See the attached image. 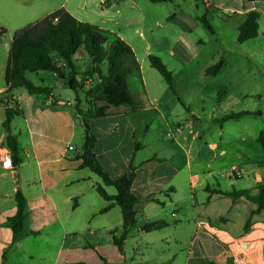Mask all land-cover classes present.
I'll return each mask as SVG.
<instances>
[{"label":"crops","instance_id":"0c3cea01","mask_svg":"<svg viewBox=\"0 0 264 264\" xmlns=\"http://www.w3.org/2000/svg\"><path fill=\"white\" fill-rule=\"evenodd\" d=\"M201 1L207 9H218L220 13L235 14L236 9H242L245 19L249 12H259L248 0ZM113 3L112 0V6ZM61 8L80 20L66 4L54 11ZM105 31L113 34L112 31ZM119 39L130 45L123 37ZM189 48L198 51L196 46L185 40L176 47L183 56H187ZM84 56L77 53L75 59L84 70H88L89 59L85 60ZM34 75L39 85L33 83L51 89V93L37 96L30 95L23 88L16 89L13 101L17 103L18 115L12 120L10 130L4 126L5 106L0 101V264H264V209L253 214L257 204L243 196L220 193L249 190L252 196H256L259 184L264 183V161L253 162L255 165L252 167L249 164L226 163L222 158L227 151L222 149L219 156L213 155L207 170H194L190 147L185 149L183 144L174 148L165 145L161 152L143 158L148 142L138 133L137 118L149 109L159 112L168 110L167 105L172 104L174 99L163 101L160 96L152 97L147 92L148 85L142 72L139 83L151 108L140 102L142 106L137 110L125 109L115 105L111 97L108 108L103 106V113L89 118L91 131L98 139L94 152L111 178L120 179L129 174L132 167L135 168L132 188L141 197L137 207L138 224L130 229L120 250L111 231L120 228L123 223L121 209L113 205L110 210L102 212L109 202L96 190L100 184L99 177L88 168L80 167L79 156L83 146L81 149L73 146L77 134H82L83 144L85 139L76 93L54 73L38 72ZM81 77H78L80 83L88 89L86 85L89 81L82 82ZM6 89L4 77L3 83H0V99ZM79 98V109L87 114L91 107L82 92H79ZM225 101L219 100L217 111H220L221 118L216 119L221 121L222 143L228 122L239 118L222 119L230 113L249 114L247 111H234L233 104L223 108ZM191 113L193 115V111ZM187 124L193 139L202 136L203 131L194 130V120ZM185 127L181 123L173 127L174 143L180 140L178 138ZM10 136L16 139V155L7 144ZM258 138L255 137L256 140ZM137 144H141L140 149H136ZM207 147L212 152L219 149L218 143H208ZM7 151L12 154V170L1 167L2 156ZM175 154L179 155V160ZM237 155L240 159L243 157L239 152ZM215 157L220 161L218 166L212 164ZM246 159L252 162L248 156ZM234 166L243 173L240 181L225 175ZM184 186L186 191H183ZM111 188L114 187H105L109 195H115ZM18 191L27 200V220L22 237L14 242L6 222L16 213L15 195ZM153 221H165L167 226L149 233L142 231L143 225ZM99 233L106 236L100 238ZM87 235L89 240H85ZM34 238L51 239L42 244L43 251L52 246L56 248L55 255L32 253L30 246Z\"/></svg>","mask_w":264,"mask_h":264},{"label":"rangeland","instance_id":"374dc122","mask_svg":"<svg viewBox=\"0 0 264 264\" xmlns=\"http://www.w3.org/2000/svg\"><path fill=\"white\" fill-rule=\"evenodd\" d=\"M113 2V6L103 7L101 0H0V30H5L0 35V83L4 81V65L7 63L15 32L66 4L81 21L96 25L104 31H112L114 35L111 36L114 38L126 39L141 65V72L148 85L147 92L151 93L152 97L160 96L163 101L174 99L172 104L167 105L168 110L162 109L163 112H159L149 109L137 118L138 133L142 138L146 137L148 142L147 149L142 153L143 158L151 156L154 152H161L165 145L174 148L177 144H183L185 149L190 147L189 154L194 161V170H207L206 166L213 155L219 156L222 149L227 151V155L222 158L226 163L242 166L249 164L252 167L255 163L263 162L264 149L255 137L264 131V1L251 3L261 14L260 30L258 37L244 43L237 41L238 27L245 19L242 9H236L235 14L220 13L218 9H207L201 0H179V3L177 0L160 3H142L141 0L136 3L128 0ZM204 18L213 32L204 25ZM184 40L196 46L198 51L190 47V50L187 49V56H183L176 47ZM150 54L159 56L172 71L176 93L158 71L151 67L148 60ZM84 58L88 60L86 56ZM221 59L226 62L223 71L215 76L206 75L205 70ZM80 61L85 66L84 59L81 58ZM34 74H27V78L39 85ZM81 80L89 81L87 88L98 82L96 77L82 76ZM126 86L136 95L138 102L150 107L137 76L130 77L128 83L119 84L112 92L111 97L115 105L131 110L130 107L124 106V98L129 100L130 96L122 89L125 90ZM222 99H226L223 108L233 104L234 111L249 112L237 120L228 122L223 132V143L220 142L221 121H216L221 118L220 111L217 110L219 100ZM107 104L108 102L97 100L96 112L103 113V106L108 108ZM90 107L92 108L91 105ZM189 107L191 110H188ZM193 120L194 130L203 131L200 138L193 139L189 135L191 129L187 122ZM177 123L186 127L180 138L175 135L180 140L174 143L173 127ZM82 137V134H77L73 146L81 149ZM184 137L186 139H183ZM208 143H218V151H210ZM238 152L243 156L241 159L238 158ZM247 156L252 162H247ZM178 157L179 155L175 154V158ZM253 162L255 163L252 164ZM212 164L218 166L219 159L215 157ZM98 181L101 183L99 178ZM111 190L116 192L115 188ZM183 191H186L185 186ZM103 235L106 236L98 234L100 238ZM31 240L32 253L55 255V247L50 246L43 251L42 244L51 239ZM85 240H89L88 235ZM53 242L55 245V239Z\"/></svg>","mask_w":264,"mask_h":264},{"label":"trees","instance_id":"16d2710c","mask_svg":"<svg viewBox=\"0 0 264 264\" xmlns=\"http://www.w3.org/2000/svg\"><path fill=\"white\" fill-rule=\"evenodd\" d=\"M154 3L166 2L167 0H150ZM256 3L263 0H248ZM112 0H104L103 7H109ZM261 15L258 11H251L247 14L243 24L238 28L237 41L244 43L254 39L259 34V19ZM204 25L212 31L206 18ZM5 32L0 30V35ZM213 32V31H212ZM77 53H83L89 59V68L84 70L75 59ZM152 68L158 71L164 81L175 92L173 73L164 61L154 54L148 56ZM226 62H220L206 70L207 75H217L222 71ZM105 67V68H104ZM49 72L54 73L58 79H62L76 93L78 113L82 115L85 129V139L83 150L79 156L81 168H88L96 174L102 181L97 185L99 195L109 202V205L102 209V212L110 210L113 205L120 207L123 223L120 228L111 231L114 243L120 250L123 249L124 242L131 228L138 224V204L141 197L134 192L132 186L136 177L135 168H131L129 174L120 179H112L101 165L94 152L97 137L91 131L90 116L98 115L96 112V101L109 102L111 94L121 83H128L130 77H141V66L130 45L119 38H114L111 33L101 30L98 27L84 21L78 20L65 8H61L45 16L37 22L15 32L9 50L8 60L5 69L6 91L2 94L1 103L5 106L4 126L10 130L12 120L18 115L17 103L13 101V92L18 88L25 89L30 95H50L51 89L37 86L27 78L29 73ZM96 77L98 82L91 88L84 89L78 77ZM128 85V84H126ZM123 91L129 93V100L125 99L124 106L131 109H139L142 106L134 94L126 86ZM130 91V92H129ZM79 92H82L89 105L90 112L83 113L79 109L81 99ZM125 96V94H124ZM247 114L230 113L222 121L237 119ZM258 141L264 149V131L259 135ZM7 144L11 152L17 154V143L13 136L7 138ZM141 144H137L136 149H140ZM112 186L116 189L115 195H109L105 189ZM259 192L252 196L249 190L233 191L231 193L220 192L234 197H246L257 204L253 214L260 213L264 209V183L259 184ZM16 213L7 219L6 225L13 234V241L18 242L22 237L27 220V200L18 191L15 195ZM249 223V222H248ZM167 226L165 221H153L141 227L142 231L149 233L160 230ZM248 225H246V229ZM213 264V263H210Z\"/></svg>","mask_w":264,"mask_h":264},{"label":"built area","instance_id":"2783aa9c","mask_svg":"<svg viewBox=\"0 0 264 264\" xmlns=\"http://www.w3.org/2000/svg\"><path fill=\"white\" fill-rule=\"evenodd\" d=\"M1 167L6 170H12L14 167L13 164V158L12 154L7 151L3 154L2 159H1ZM226 176H229L236 181H240L243 177V173L239 170L238 167H232L229 171L225 173Z\"/></svg>","mask_w":264,"mask_h":264}]
</instances>
